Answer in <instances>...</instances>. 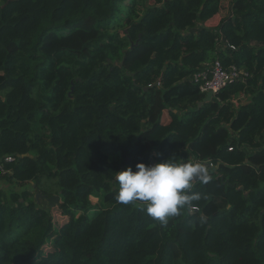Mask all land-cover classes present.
I'll return each mask as SVG.
<instances>
[{"label":"trees","instance_id":"1","mask_svg":"<svg viewBox=\"0 0 264 264\" xmlns=\"http://www.w3.org/2000/svg\"><path fill=\"white\" fill-rule=\"evenodd\" d=\"M222 2L0 0V264H264V0ZM217 59L250 75L204 102ZM154 152L210 169L167 225L114 198Z\"/></svg>","mask_w":264,"mask_h":264},{"label":"clouds","instance_id":"2","mask_svg":"<svg viewBox=\"0 0 264 264\" xmlns=\"http://www.w3.org/2000/svg\"><path fill=\"white\" fill-rule=\"evenodd\" d=\"M204 94L208 95V93ZM217 95L213 94L212 100H215ZM162 156V153L154 152L153 159L160 162H138L135 165V170L132 166H128L126 169L116 172L115 180L118 182V192L114 198L122 205L137 202L143 204L146 215L159 221L162 225H167L171 217L179 215L185 208H191L194 201H199L202 198L199 193H192L191 190L196 182L207 184L211 180V175L206 163L199 161L178 163L174 161V155L167 159H162ZM13 162L15 161L10 163ZM7 173L11 174L12 169L7 167V172L4 175ZM4 175L0 176V179L7 181ZM6 184L10 183L7 181ZM30 184L33 185L30 190L34 192V182H30ZM17 188H25V185L17 186ZM37 193H35V197ZM43 201L48 200L45 198L39 202ZM39 205L41 204L39 203ZM59 206L56 205L57 208ZM49 247L46 245L45 249Z\"/></svg>","mask_w":264,"mask_h":264},{"label":"built area","instance_id":"3","mask_svg":"<svg viewBox=\"0 0 264 264\" xmlns=\"http://www.w3.org/2000/svg\"><path fill=\"white\" fill-rule=\"evenodd\" d=\"M250 73L237 65L225 66L221 60L206 62L193 75V82L198 85L204 93L218 94L223 88L240 80H245ZM13 155L0 158V176L7 172V163L15 161Z\"/></svg>","mask_w":264,"mask_h":264},{"label":"rangeland","instance_id":"4","mask_svg":"<svg viewBox=\"0 0 264 264\" xmlns=\"http://www.w3.org/2000/svg\"><path fill=\"white\" fill-rule=\"evenodd\" d=\"M228 12H229V0H223V2H222V9H221L220 14L216 15L208 23H210V25L212 23L213 24H217V22L223 16L227 15ZM237 99L238 100H241V101L246 100V95L245 94H242ZM236 102H238V101H236ZM113 165H114L115 170H116L113 175H116V172L121 171V170H120L119 166L116 163H114ZM41 184L43 185L42 187H46V188H48L50 190H55V189H58L59 188L58 178H51V179H49L47 177H44L42 179V183ZM32 187H33V185L30 184V183H28L27 185H25V189H27V190H30V188H32ZM2 188H3V186H2ZM4 188H7V187H4ZM92 201L93 202H97V198L96 197H92ZM37 203L38 204L40 203L43 207L49 209L50 211L52 210V214L54 216V225L56 227H60L67 220V217L61 214L59 208H57L56 206H54L51 209V207H49V202L48 201H43L42 203L39 202V201H37ZM49 245H50V243L47 244L48 247H49Z\"/></svg>","mask_w":264,"mask_h":264},{"label":"water","instance_id":"5","mask_svg":"<svg viewBox=\"0 0 264 264\" xmlns=\"http://www.w3.org/2000/svg\"><path fill=\"white\" fill-rule=\"evenodd\" d=\"M133 45L134 44H132V46ZM73 90H74V85H72V88H71V91H70L71 95L73 93ZM212 96H213V94L211 92L208 93V95L206 96L204 102L212 100L213 99ZM200 104L202 105V103H200ZM151 163H156L155 159L151 158ZM36 198H37L38 201H41V199H45L46 198L48 200V202H49V207H53V206H56V205L59 206L60 205V195H58V194H53V195H50V196H46V195L41 194L40 192H38Z\"/></svg>","mask_w":264,"mask_h":264},{"label":"crops","instance_id":"6","mask_svg":"<svg viewBox=\"0 0 264 264\" xmlns=\"http://www.w3.org/2000/svg\"><path fill=\"white\" fill-rule=\"evenodd\" d=\"M208 24H210V23H208ZM5 181V182H4ZM4 182V183H3ZM6 183H7V181L5 180V179H0V189H2V186H3V188L4 187H7V188H9V186L8 185H6ZM14 185V184H13ZM16 188H17V186H16Z\"/></svg>","mask_w":264,"mask_h":264}]
</instances>
